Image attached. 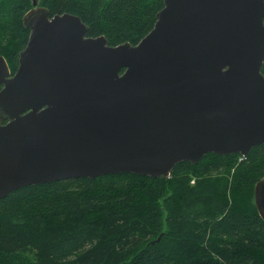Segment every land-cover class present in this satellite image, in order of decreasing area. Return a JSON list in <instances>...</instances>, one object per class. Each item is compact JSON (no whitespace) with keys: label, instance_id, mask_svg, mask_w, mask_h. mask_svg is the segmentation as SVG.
Instances as JSON below:
<instances>
[{"label":"water","instance_id":"water-1","mask_svg":"<svg viewBox=\"0 0 264 264\" xmlns=\"http://www.w3.org/2000/svg\"><path fill=\"white\" fill-rule=\"evenodd\" d=\"M263 20L264 0H164L136 45L110 46L78 16L51 17L32 0L13 74L0 56V199L76 178L165 179L207 154L245 156L264 143ZM254 205L264 221V180Z\"/></svg>","mask_w":264,"mask_h":264},{"label":"trees","instance_id":"trees-1","mask_svg":"<svg viewBox=\"0 0 264 264\" xmlns=\"http://www.w3.org/2000/svg\"><path fill=\"white\" fill-rule=\"evenodd\" d=\"M37 1L51 17L78 16L89 37L134 46L164 0ZM31 7L0 0V56L12 74ZM239 158L207 154L176 164L165 179L121 173L14 190L0 199V264H264V221L254 205L264 143Z\"/></svg>","mask_w":264,"mask_h":264},{"label":"rangeland","instance_id":"rangeland-1","mask_svg":"<svg viewBox=\"0 0 264 264\" xmlns=\"http://www.w3.org/2000/svg\"><path fill=\"white\" fill-rule=\"evenodd\" d=\"M238 161H240V158H239V160H238ZM230 172H231V174H232V172H233V171H230ZM192 182H194V183H195V179H194V178H192V179H191L190 183L192 184ZM194 183H193V184H194ZM239 208H241V207H239ZM240 210H241V209H240ZM241 211H242V210H241Z\"/></svg>","mask_w":264,"mask_h":264},{"label":"bare ground","instance_id":"bare-ground-1","mask_svg":"<svg viewBox=\"0 0 264 264\" xmlns=\"http://www.w3.org/2000/svg\"><path fill=\"white\" fill-rule=\"evenodd\" d=\"M244 157V155H240V160Z\"/></svg>","mask_w":264,"mask_h":264}]
</instances>
